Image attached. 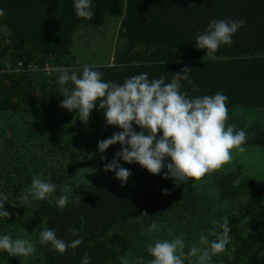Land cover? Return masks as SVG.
<instances>
[{
	"label": "trees",
	"instance_id": "obj_1",
	"mask_svg": "<svg viewBox=\"0 0 264 264\" xmlns=\"http://www.w3.org/2000/svg\"><path fill=\"white\" fill-rule=\"evenodd\" d=\"M0 10V194L8 195L5 210L12 213L0 218V236L36 241L37 249L34 256L16 259L0 252V264H81L85 253L90 264H123L125 258L147 264V245L172 239L168 230L186 234L188 247H203L199 236L225 216L229 250L213 256L211 264H264V165L255 170L234 162L202 186L177 188L171 178L162 179L163 172L152 175L138 163L119 160L132 173L121 187L113 172L104 171L121 146H110L102 160L98 141L122 130L105 127L98 104L87 124L78 112L59 107V74L46 71L59 66L82 74L83 67L72 65L76 32L117 18L116 56L106 66H91L103 80L122 83L147 73L150 80L163 76L168 83L173 73L191 67L192 84L183 82L181 90L192 97L222 92L229 98L228 123L247 133L244 147L264 151V127L254 118L264 114V0H92L91 21L76 16L74 0H0ZM224 19L245 24L231 45H221L209 59L196 48V36L211 21ZM34 175L57 184V195L71 185L81 202L73 196L63 210L46 200L24 205L20 197ZM152 221L161 228L150 239L141 229ZM44 228L67 243H82L61 255L39 244Z\"/></svg>",
	"mask_w": 264,
	"mask_h": 264
},
{
	"label": "clouds",
	"instance_id": "obj_2",
	"mask_svg": "<svg viewBox=\"0 0 264 264\" xmlns=\"http://www.w3.org/2000/svg\"><path fill=\"white\" fill-rule=\"evenodd\" d=\"M74 10L78 18L91 21L94 16L92 0H74ZM4 15L0 10V16ZM245 24V20H213L206 30L196 36V48L206 50L209 59H215V54L221 45H231L233 35ZM166 63V62H165ZM203 63V60H202ZM193 69L185 66L178 73H173L170 82L166 83L161 76L149 79L147 73H141L126 78L122 83L105 81L103 73L84 65L82 74L77 71L55 67L51 72L58 73L59 93L63 97L59 107L79 114L82 123L87 124L93 109L97 104L103 110L105 127L115 126L121 129L110 138L98 141V151L102 160H107L105 151L112 145L119 144L120 151L104 167L105 172H113L120 181L121 187L128 183L132 175L119 160L129 164L138 163L152 175H160L162 179L171 178L175 187L192 183V186H202L205 178L226 171L232 166L235 154H243L246 149L247 133L238 130L236 124H229L228 97L222 92L212 96L192 97L187 91H182L183 82L192 84L188 73ZM71 84L72 86H69ZM199 92L198 87L192 89ZM138 126L140 131L134 130ZM166 169V171H165ZM57 184L34 175L30 187L25 189L20 197L24 205L31 200H46L63 210L73 196L76 203L81 197L73 195L71 185L60 188L57 195ZM162 194H169L168 189H162ZM9 197L0 194V218L10 219L12 213L5 210ZM143 212L141 216H147ZM223 222H215L213 229L199 236V245L186 244L184 233L174 235L168 230L172 239H155L147 245V252L152 259L147 264H211L213 256L222 255L228 251L231 242L228 217ZM161 225L152 221L142 232L152 234L160 231ZM219 230V231H218ZM69 232L79 237L75 228ZM39 244L50 245L59 254H64L69 248L75 250L82 239L77 238L70 243L57 237L56 231L44 228L39 233ZM187 248V251L185 250ZM36 241L15 238L4 234L0 236V252H6L11 257H30L36 253ZM235 251V246L231 248ZM143 258H141L142 264ZM81 264H90L87 253L81 258ZM123 264H128L125 258Z\"/></svg>",
	"mask_w": 264,
	"mask_h": 264
},
{
	"label": "rangeland",
	"instance_id": "obj_3",
	"mask_svg": "<svg viewBox=\"0 0 264 264\" xmlns=\"http://www.w3.org/2000/svg\"><path fill=\"white\" fill-rule=\"evenodd\" d=\"M117 18L109 17L100 28H80L75 34L72 65L77 67L106 66L116 56ZM264 127V114H255ZM243 154H235L234 162L244 164L248 169L260 170L264 165V151L260 147H245ZM264 169V167H262ZM13 259H16L15 257Z\"/></svg>",
	"mask_w": 264,
	"mask_h": 264
},
{
	"label": "built area",
	"instance_id": "obj_4",
	"mask_svg": "<svg viewBox=\"0 0 264 264\" xmlns=\"http://www.w3.org/2000/svg\"><path fill=\"white\" fill-rule=\"evenodd\" d=\"M46 71H47V72L50 71V68L46 67Z\"/></svg>",
	"mask_w": 264,
	"mask_h": 264
}]
</instances>
